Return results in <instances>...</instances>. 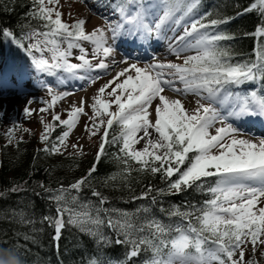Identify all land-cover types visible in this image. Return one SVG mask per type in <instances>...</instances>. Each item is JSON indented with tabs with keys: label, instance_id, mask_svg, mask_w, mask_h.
<instances>
[{
	"label": "snow or ice",
	"instance_id": "snow-or-ice-1",
	"mask_svg": "<svg viewBox=\"0 0 264 264\" xmlns=\"http://www.w3.org/2000/svg\"><path fill=\"white\" fill-rule=\"evenodd\" d=\"M33 2L36 8L32 15L43 20L44 27L48 29L28 34L30 40L43 37L42 40L37 38L36 43L28 49L41 53L40 58L32 57L33 67L49 76L64 72L77 79L87 78L90 82L99 79V76L91 77L94 69H107L109 65L101 60L93 66L87 58L88 50L81 46L80 41H88L94 46V56L102 54L108 57L113 50L109 39L115 41L127 36L147 41L152 37L159 38L165 27L172 29L174 25L185 22L186 18L190 21L185 24L183 35L174 37V47H170L178 54L188 50H194L196 54L186 56L182 64L152 63L139 67L132 63L116 73L93 97L91 135L95 136L99 129L104 128L97 160L103 154L106 143L119 142L123 153L121 160L125 165L133 160L142 169H149L152 173L163 172L166 178L179 173V178L169 184V188L176 192H180L182 186L188 188L194 184L203 188L207 178L214 177V184L206 189L212 198L204 201L202 207L196 210L199 215L194 212L178 213L183 222L175 229L177 235L168 241L160 237L170 232L171 226L158 220H152L147 225L152 239L147 236L131 239L133 234L143 231V226L137 229L127 214H123L121 220L108 217L107 224L124 234L125 240L119 243L132 245L127 253L129 258L138 255L140 245L152 248L154 256L146 264H243L242 246L251 243L255 248L258 244H264V239H261L264 237V206H259L264 202V138L258 141L242 138L239 130L228 121L246 117L264 118V94L255 90L244 94L232 91L233 87L248 82L264 81V53L258 54L255 61H234L229 51L220 47L221 41L234 38L218 30V25L228 20L212 19L205 23L204 16L194 18L200 0H115L114 3L112 0H98L111 7L119 17L116 23L110 22L108 25L111 38L105 35V28H96L87 33L83 20L73 25L63 22L61 13L48 6L58 3V0ZM252 10H258L264 16V0H256L245 12ZM257 32L264 36V25L257 28ZM3 35L14 38L7 29L3 30ZM73 48L80 51L76 57L79 63L70 62ZM45 50L52 53L51 63L43 58ZM79 70H83L84 75L77 76ZM121 77L125 78L121 80ZM113 84L115 87L108 96L114 99H105L106 89ZM177 84L181 86L177 87ZM165 89L183 95L194 94L199 97L197 107L190 111L180 99H171L163 94ZM48 91L51 92V89ZM57 98L53 97V102ZM156 98H159L160 104L156 107L153 123L148 109ZM84 103L82 99L80 106L74 107L67 119H61L59 114L53 117L54 122L58 121L68 130L56 138L58 143L52 145L51 151H60L79 114L84 112ZM113 105L116 106L115 110H112ZM47 110L40 109L42 112ZM31 111L26 108L25 114L30 115ZM114 124L120 127V136L109 141L108 130ZM217 124L221 126L215 127ZM150 128L158 134L157 139L152 138ZM213 128L215 134L210 131ZM53 130L51 124L46 125L41 140L47 141ZM85 130H89V125H85ZM141 131L143 135L139 136ZM146 137L144 147L136 149L134 146ZM44 151L49 149L45 148ZM189 154L193 155L190 157ZM186 161L188 166L181 171ZM157 162L159 167L153 166ZM94 171L95 166L88 175L91 176ZM87 179L82 177L69 188L61 186L54 193L50 192V199L58 205L57 217L45 219L55 228L54 239H59L67 223L99 235L106 242L99 231L105 222L100 213L109 210L102 207L106 201L101 193H92L94 197H100L99 207L79 202L76 195L70 199L65 197V193L73 189L79 192ZM20 190L19 186L11 189L13 192ZM193 216L195 225L189 219ZM163 247H168L167 253L162 252ZM237 252L239 259H234Z\"/></svg>",
	"mask_w": 264,
	"mask_h": 264
},
{
	"label": "trees",
	"instance_id": "trees-1",
	"mask_svg": "<svg viewBox=\"0 0 264 264\" xmlns=\"http://www.w3.org/2000/svg\"><path fill=\"white\" fill-rule=\"evenodd\" d=\"M255 2L200 0L195 10L197 18L205 17V23L212 19L228 20L218 25V30L234 38L221 41L220 47L227 49L234 61H255L258 54L264 53V36L257 32V28L264 25V16L258 10L245 12ZM35 8L33 0H0V62L6 68L19 70L22 65H29L28 32L48 30L43 20L32 15ZM5 29L11 31L14 38L4 36ZM253 82L258 85L255 91L264 94V81ZM53 128L47 141L35 135L9 143L0 137V264H146L154 256L152 248L140 245L138 255L129 258L127 253L132 245L118 242L125 240V236L109 227L107 218L121 220L123 214H127L137 229L143 226V231L130 237L136 240L144 236L152 239L147 225L158 220L171 226V231L160 237L166 241L183 222L178 213L199 215L196 210L212 198L206 191L212 183L210 178L203 188L194 184L188 188L182 186V190L176 192L169 184L179 178V173L166 178L163 172L152 173L133 160L125 165L119 142L106 143L99 160L97 154L53 152L52 145L58 143L56 138L65 131L58 122H54ZM120 131L114 124L108 130V140L119 137ZM45 148L49 151H44ZM93 166L95 171L89 176ZM153 166L159 167V163ZM187 166L186 161L181 171ZM82 177L88 179L79 192L73 189L65 193V197L70 199L76 195L79 202L99 207L100 197L92 193H101L106 201L102 207L109 210L100 213L105 222L99 231L106 242L99 235L67 223L56 240L54 226L45 219L57 217L58 205L50 199V192L54 193L61 186L69 188ZM17 186L20 191H11ZM64 219L67 221V215ZM189 219L196 224L194 216Z\"/></svg>",
	"mask_w": 264,
	"mask_h": 264
},
{
	"label": "rangeland",
	"instance_id": "rangeland-1",
	"mask_svg": "<svg viewBox=\"0 0 264 264\" xmlns=\"http://www.w3.org/2000/svg\"><path fill=\"white\" fill-rule=\"evenodd\" d=\"M54 7L56 11L61 13V19L63 22L73 25L79 20H83L84 29L87 33H91L96 28H105V35L111 38V30L108 28L109 23H116L119 17L112 11V8L107 4H102L98 0H58V3L48 5ZM179 15V13H177ZM55 16V13H53ZM195 18V17H194ZM186 23L190 21L186 18L185 22L180 25H174L172 29L165 27L162 34L168 38L167 40L174 47V37L183 35L184 27ZM33 30L29 31L32 32ZM36 31V30H34ZM38 32V31H36ZM123 37L127 36H122ZM43 39V37H33L31 40L28 38V49L31 48L32 44L36 43V40ZM132 41V37H129ZM109 42L113 45V50L108 57L103 55H93V45L88 41H80L81 46L88 50V59L91 61L93 66L103 60L104 63L108 64L107 69L93 70L91 77L99 76V79H95L94 82H90L89 79H77L72 77L68 73L58 72L55 76H49L42 74L37 71L32 65V57L36 56L40 58L41 53L35 50L29 51L30 66L21 67L19 73L16 74L14 68H5V77H1L0 72V83L3 80L5 87L0 91V137L2 141H9V139L15 140L17 138H28L32 136H40L45 132V126L51 124L53 126V117L57 114L60 115L61 119H67L68 114L74 107H79L80 102L84 100V112L79 114L76 125L71 129L69 136L64 141L63 146L58 153H73L83 154L87 156L96 155L99 151L101 144V137L103 128L97 131L95 136L91 135V123L90 118L94 117V112L91 108V104L94 102L93 97L98 94V90L104 86L109 80H112L115 74L122 69L128 67L132 63H136L139 67H145L152 63H180L182 64L185 57L188 55H195L194 50H188L186 52H180L179 54L170 47L169 43H163V47L155 49L153 55L146 54L144 58H132L124 53L119 48V40L116 39ZM66 47V45H62ZM168 49V50H167ZM43 58L48 59L51 63L52 53L45 50L43 52ZM80 55L79 49H72V56L69 57L70 62L79 63L76 59ZM13 64V63H12ZM9 64V67L13 65ZM0 70L2 67L0 66ZM77 76L84 75L83 70H79L76 73ZM127 75V74H126ZM60 78V81L58 80ZM125 77H121L123 80ZM63 79V80H61ZM181 85L177 84V87ZM111 87L106 89L104 93L105 99H114L109 97L108 93L111 92ZM51 89V92L48 91ZM234 92L241 94L247 93L246 88L237 87L232 89ZM66 93V94H65ZM171 99H180L184 106L190 111L197 107L196 101L199 97L194 94H179L165 89V93ZM53 97H58L53 102ZM207 103L206 101H202ZM160 104L159 98L153 100L149 107L150 119L154 123L156 119V107ZM31 109V114L26 115L25 109ZM42 108H47V111H40ZM116 106H112V110H115ZM99 119V118H97ZM58 122V121H56ZM235 128L239 130L242 138L252 139L258 141L264 138V118L258 117L257 119L244 120H229ZM59 123V122H58ZM85 125H89V130H85ZM221 126L217 124L215 127ZM65 131L67 127L64 126ZM11 135H9V130ZM212 134H215V128L210 129ZM153 139L158 138V134L155 133L154 129H149ZM139 136L143 135L141 131ZM147 137L141 140L134 147L136 149H142L146 143ZM77 145V147H73ZM259 206H264V202ZM177 235V232L175 236ZM174 236V237H175ZM264 239V237H261ZM243 247L244 256L243 264H264V244H258L253 248L251 243H246ZM166 250L165 253L168 252ZM234 259H239V252L236 253Z\"/></svg>",
	"mask_w": 264,
	"mask_h": 264
},
{
	"label": "bare ground",
	"instance_id": "bare-ground-1",
	"mask_svg": "<svg viewBox=\"0 0 264 264\" xmlns=\"http://www.w3.org/2000/svg\"><path fill=\"white\" fill-rule=\"evenodd\" d=\"M118 73V72H117ZM116 75V74H115ZM59 81H60V78L58 79ZM61 80H63V79H61Z\"/></svg>",
	"mask_w": 264,
	"mask_h": 264
}]
</instances>
